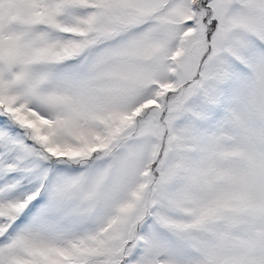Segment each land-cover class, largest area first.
<instances>
[{"label":"snow or ice","instance_id":"snow-or-ice-1","mask_svg":"<svg viewBox=\"0 0 264 264\" xmlns=\"http://www.w3.org/2000/svg\"><path fill=\"white\" fill-rule=\"evenodd\" d=\"M0 264H264V0H0Z\"/></svg>","mask_w":264,"mask_h":264}]
</instances>
